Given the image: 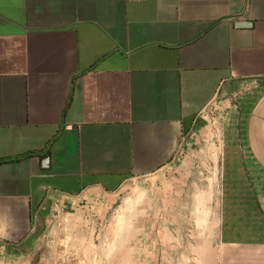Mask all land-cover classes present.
<instances>
[{"label":"crops","instance_id":"crops-1","mask_svg":"<svg viewBox=\"0 0 264 264\" xmlns=\"http://www.w3.org/2000/svg\"><path fill=\"white\" fill-rule=\"evenodd\" d=\"M184 151L215 170L211 264H264V0H0L1 260Z\"/></svg>","mask_w":264,"mask_h":264},{"label":"rangeland","instance_id":"rangeland-1","mask_svg":"<svg viewBox=\"0 0 264 264\" xmlns=\"http://www.w3.org/2000/svg\"><path fill=\"white\" fill-rule=\"evenodd\" d=\"M216 117L207 110L202 134L216 129ZM199 160L184 151L172 167L131 178L114 194L54 204L37 252L0 264H211L215 170Z\"/></svg>","mask_w":264,"mask_h":264},{"label":"built area","instance_id":"built-area-1","mask_svg":"<svg viewBox=\"0 0 264 264\" xmlns=\"http://www.w3.org/2000/svg\"><path fill=\"white\" fill-rule=\"evenodd\" d=\"M129 1H142V0H129Z\"/></svg>","mask_w":264,"mask_h":264}]
</instances>
